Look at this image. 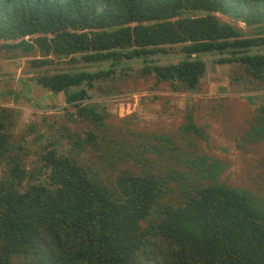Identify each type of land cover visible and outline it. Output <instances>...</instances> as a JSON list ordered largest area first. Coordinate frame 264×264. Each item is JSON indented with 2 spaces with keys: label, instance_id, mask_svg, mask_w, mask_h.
Masks as SVG:
<instances>
[{
  "label": "trees",
  "instance_id": "16d2710c",
  "mask_svg": "<svg viewBox=\"0 0 264 264\" xmlns=\"http://www.w3.org/2000/svg\"><path fill=\"white\" fill-rule=\"evenodd\" d=\"M218 14L264 30V0H0V50L38 51L31 65L42 72L33 81L64 93L68 116L93 126L85 137L65 127L69 153L49 143L41 170H28V148L13 143L15 116L0 107V264H264V204L221 182L217 161L183 159L166 138L176 164L165 170L151 164L145 145L114 157L143 164L139 170L119 171L121 160L101 157L100 168L82 161L115 145L106 137L108 114L90 92L131 62H143V77L176 91L199 88L205 54L264 80V37L248 36ZM171 53L183 58L156 63ZM55 60L109 67L51 74L45 67ZM182 130L202 136L192 114ZM248 136L264 141V100ZM152 147L166 156L163 146Z\"/></svg>",
  "mask_w": 264,
  "mask_h": 264
},
{
  "label": "rangeland",
  "instance_id": "374dc122",
  "mask_svg": "<svg viewBox=\"0 0 264 264\" xmlns=\"http://www.w3.org/2000/svg\"><path fill=\"white\" fill-rule=\"evenodd\" d=\"M217 17L248 36L264 37V30L261 32L258 25L248 27L242 21L222 14ZM261 49L264 52V47ZM220 57L219 54L201 57L207 63V74L195 92L176 91L169 83H158L153 76L143 77L144 63L141 61L119 69L115 80L101 83L90 92L93 101L108 114L106 137L115 145L112 150L107 147L111 152L86 153L82 161L86 158L84 162L94 168L104 167L101 157L105 162L121 160V157L114 158L119 149L136 154L141 145H145L151 150L145 153L151 164L157 170H165L176 164L175 160L171 162L168 159L173 150L165 146L163 139L166 138L179 147V156L183 159L187 155L191 158L207 156L217 161L222 167L221 182L251 191L264 204V141H253L248 136L264 100V80L246 76L240 66L221 65ZM40 58L38 51L24 54L21 49L0 50V107L8 108L15 116L13 143L28 148L24 157L28 170H41L40 157L49 143L59 151L69 153L71 145L63 136L65 127L70 133L84 137L85 132L93 127L75 122L68 116L64 93L54 95L33 81L42 71L34 68L31 62ZM182 58L180 53H171L156 58V63L168 65ZM108 67L107 63L74 65L68 60H55L45 69L54 74L76 68L97 71ZM188 114L193 115L202 136L182 130L187 124ZM152 145L167 149L166 156H162L164 159L150 148ZM143 167V164L136 167L135 160H121L118 170ZM5 169L0 164V178L4 177ZM110 173L108 169L102 172L104 176Z\"/></svg>",
  "mask_w": 264,
  "mask_h": 264
}]
</instances>
